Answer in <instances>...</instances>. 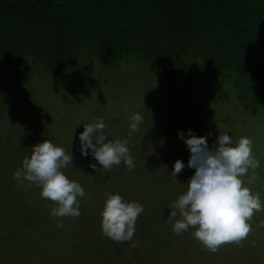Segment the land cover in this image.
I'll list each match as a JSON object with an SVG mask.
<instances>
[{
    "label": "rangeland",
    "instance_id": "1",
    "mask_svg": "<svg viewBox=\"0 0 264 264\" xmlns=\"http://www.w3.org/2000/svg\"><path fill=\"white\" fill-rule=\"evenodd\" d=\"M184 60L187 68L178 63L161 75L155 68L136 71L134 61L116 71L93 58L54 74L28 60L18 74L3 78L5 84L0 80V264H264V211L254 215L242 246L224 245L215 253L192 236L194 229L177 235L175 221L168 222L170 204L194 174L178 137L183 132L186 139L189 129L205 136L210 148L219 134L234 144L251 138L258 179L248 184L251 169L243 179L264 201V110L249 115L218 77ZM134 113L144 119L129 136ZM98 118L109 140H128L134 170L123 162L102 173L89 167L101 166L90 153L81 155L79 134ZM45 139L73 157L62 171L85 191L78 218L52 217L57 205L42 198L35 184L13 178ZM177 159L185 164L178 183L170 175ZM106 193L143 205L131 241L115 242L102 233Z\"/></svg>",
    "mask_w": 264,
    "mask_h": 264
},
{
    "label": "trees",
    "instance_id": "2",
    "mask_svg": "<svg viewBox=\"0 0 264 264\" xmlns=\"http://www.w3.org/2000/svg\"><path fill=\"white\" fill-rule=\"evenodd\" d=\"M184 57L249 115L263 111L264 0H0L3 84L28 60L54 74L90 58L160 74Z\"/></svg>",
    "mask_w": 264,
    "mask_h": 264
},
{
    "label": "clouds",
    "instance_id": "3",
    "mask_svg": "<svg viewBox=\"0 0 264 264\" xmlns=\"http://www.w3.org/2000/svg\"><path fill=\"white\" fill-rule=\"evenodd\" d=\"M129 119L131 136L140 131L144 117L134 113ZM83 126L84 131L79 134L81 155L87 157L90 153L101 166L97 168V164L92 163L90 168L102 173L123 162L129 170H134L136 165L127 139L109 140L105 135V122L100 118ZM178 137L184 139L189 150L187 167L194 169V174L187 182L186 192L169 206L167 219L170 223L175 221L173 232L180 235L194 229L192 236L210 253L224 245L242 246L253 231L254 215L264 211L260 194L246 186L243 179L249 169L253 175L248 184L258 179L255 172L260 161L253 154L254 141L242 136L234 144L229 135L219 134L216 144L210 148L207 138L198 137L191 129L186 139L183 132H178ZM70 164L73 165L71 153L45 139L32 147L30 158L23 159L22 168L13 173V178L28 181L29 187L33 184L39 187L41 197L57 205L51 209L52 217L78 218L81 215L78 198L83 197L85 191L79 182L70 180L62 171ZM184 169L185 164L177 159L170 173L174 182L178 183L176 177ZM106 196L100 213L102 233L115 242L131 241L136 221L144 211L143 205L138 201H125L119 194L106 193ZM56 227L62 228V221Z\"/></svg>",
    "mask_w": 264,
    "mask_h": 264
}]
</instances>
